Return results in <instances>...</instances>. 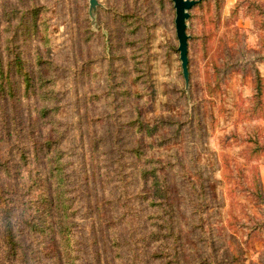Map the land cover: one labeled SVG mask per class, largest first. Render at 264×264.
Wrapping results in <instances>:
<instances>
[{
  "label": "trees",
  "instance_id": "trees-1",
  "mask_svg": "<svg viewBox=\"0 0 264 264\" xmlns=\"http://www.w3.org/2000/svg\"><path fill=\"white\" fill-rule=\"evenodd\" d=\"M79 2L77 33L60 47L57 4L70 11ZM224 5L200 0L189 9V95L184 80L167 83L161 113L148 120L145 108L158 94L153 16L167 10L174 23L172 0L98 6V29L88 0H0V264H215L208 210L218 166L197 162L187 142L202 145V119L212 117L214 97L226 94L233 70H250L251 116H264L256 66L264 61V1L236 0L228 16ZM239 12L253 21L258 51L232 50L221 39L212 51V39ZM167 45L164 56L178 53L177 44ZM178 74L183 79L181 67ZM228 138L246 144L247 159L264 155V136ZM223 168L229 193L250 197L260 214L232 217L226 227L245 243L262 238L258 175L248 184L243 168L226 157Z\"/></svg>",
  "mask_w": 264,
  "mask_h": 264
},
{
  "label": "rangeland",
  "instance_id": "rangeland-1",
  "mask_svg": "<svg viewBox=\"0 0 264 264\" xmlns=\"http://www.w3.org/2000/svg\"><path fill=\"white\" fill-rule=\"evenodd\" d=\"M97 1L100 4L99 7L102 8H106L110 4L119 5L121 2V0ZM235 1L225 0V5L222 9L223 16L229 15ZM57 8L58 12L53 17L54 24L57 27L55 34L56 42L59 43L60 47H65L64 39L69 34L75 35L77 33L82 2L74 3L73 9L70 11L63 9L60 4H57ZM153 17L157 21V26L154 29L151 40V51L154 53L151 65L152 76L158 94L154 100H149L145 108V117L148 120L161 113L159 105L166 100L164 94L166 84L178 86L183 84V79L178 74L181 67L178 53L169 49L168 56L166 57L164 54L166 53L165 48H168V45L162 46L168 43L178 45L172 16L167 10L165 12L155 10ZM100 19L102 21L106 19L103 13H100ZM103 23L100 24L101 28L104 26ZM96 26L94 29H98ZM235 32L237 39H235ZM220 39L224 40L232 50H235L237 45H242L247 50L258 51L259 39L258 35L253 31V21L242 12L238 13L234 24L224 25L219 29L211 41L212 51L218 48ZM69 49H71L70 53H72L73 48ZM97 50L99 51L98 46L91 48L89 51L93 54ZM193 56L199 66L198 73L204 75L205 62L201 60L199 49H194ZM256 66L264 77V61L256 62ZM200 79L199 91L203 83V78L200 77ZM197 82H199V78ZM225 91L226 94L223 97H214L215 104L212 108V117L204 115L202 119V125L206 133L202 145L196 142L187 143L195 153L197 162L209 168L218 166L213 171V175L219 180V183L215 185V193L209 195V201L212 205L208 210L214 228V246L211 247L210 251L215 259V264H260L259 258L264 255V236L262 238L253 237L249 243H245L239 234H232L226 227L227 222L232 217L246 219L248 212L258 216L260 214L258 207L250 197L244 194L229 193L231 183L226 182L224 177L223 158L226 157L236 166L243 168L248 184L252 183L255 175H258L261 189L264 192V155L253 156L247 159L246 155L244 154L243 156L242 154V149L245 148L246 144H239L232 138H228L231 133L251 139L256 136H264V116L258 118L251 116V95L254 90L249 69H246L244 72L240 70L231 71L228 75ZM187 95H189V89ZM178 147L182 149L183 145L181 144ZM177 184L183 186L181 182H177ZM224 259L228 261H224Z\"/></svg>",
  "mask_w": 264,
  "mask_h": 264
},
{
  "label": "water",
  "instance_id": "water-1",
  "mask_svg": "<svg viewBox=\"0 0 264 264\" xmlns=\"http://www.w3.org/2000/svg\"><path fill=\"white\" fill-rule=\"evenodd\" d=\"M175 11L174 27L178 41V57L180 60L181 72L184 80L185 91L188 93L189 87V72H188V39L189 35L186 32L187 20L189 18V9L200 0H172ZM100 6L97 0H88V14L91 25L96 26L97 8Z\"/></svg>",
  "mask_w": 264,
  "mask_h": 264
}]
</instances>
